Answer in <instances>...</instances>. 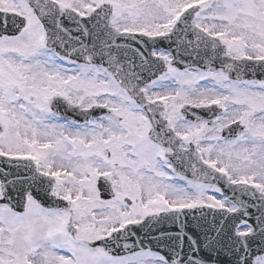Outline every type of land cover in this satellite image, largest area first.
<instances>
[{
	"label": "snow or ice",
	"instance_id": "6c2138e0",
	"mask_svg": "<svg viewBox=\"0 0 264 264\" xmlns=\"http://www.w3.org/2000/svg\"><path fill=\"white\" fill-rule=\"evenodd\" d=\"M0 264H264V0H0Z\"/></svg>",
	"mask_w": 264,
	"mask_h": 264
}]
</instances>
